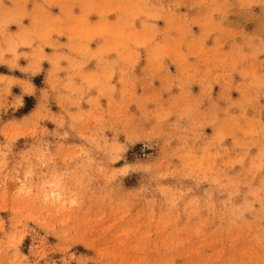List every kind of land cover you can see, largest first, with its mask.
I'll use <instances>...</instances> for the list:
<instances>
[{"label": "rangeland", "instance_id": "obj_1", "mask_svg": "<svg viewBox=\"0 0 264 264\" xmlns=\"http://www.w3.org/2000/svg\"><path fill=\"white\" fill-rule=\"evenodd\" d=\"M0 264H264V0H0Z\"/></svg>", "mask_w": 264, "mask_h": 264}]
</instances>
